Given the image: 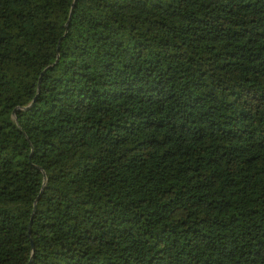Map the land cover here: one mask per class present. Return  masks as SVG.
I'll use <instances>...</instances> for the list:
<instances>
[{
    "label": "trees",
    "instance_id": "obj_1",
    "mask_svg": "<svg viewBox=\"0 0 264 264\" xmlns=\"http://www.w3.org/2000/svg\"><path fill=\"white\" fill-rule=\"evenodd\" d=\"M0 264H264V0H0Z\"/></svg>",
    "mask_w": 264,
    "mask_h": 264
},
{
    "label": "water",
    "instance_id": "obj_2",
    "mask_svg": "<svg viewBox=\"0 0 264 264\" xmlns=\"http://www.w3.org/2000/svg\"><path fill=\"white\" fill-rule=\"evenodd\" d=\"M68 21H69V19L67 20V23H68ZM66 27H67V25H66ZM60 40H61V38L59 39V42H60ZM57 50H58V47H57ZM35 203H36V200H35V202H34V208H35ZM34 208H33V212H34ZM32 212V213H33ZM28 228L30 229V223H29V225H28ZM31 247H32V250H33V244H32V242H31Z\"/></svg>",
    "mask_w": 264,
    "mask_h": 264
}]
</instances>
